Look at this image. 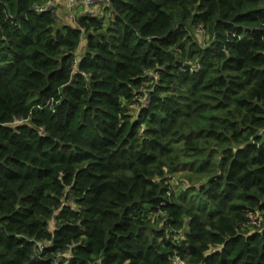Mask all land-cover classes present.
<instances>
[{"label":"trees","instance_id":"1","mask_svg":"<svg viewBox=\"0 0 264 264\" xmlns=\"http://www.w3.org/2000/svg\"><path fill=\"white\" fill-rule=\"evenodd\" d=\"M43 1L0 0V264H264V0Z\"/></svg>","mask_w":264,"mask_h":264},{"label":"built area","instance_id":"2","mask_svg":"<svg viewBox=\"0 0 264 264\" xmlns=\"http://www.w3.org/2000/svg\"><path fill=\"white\" fill-rule=\"evenodd\" d=\"M57 0H45L40 4L34 5L33 7L37 11H42V10H50L53 11L52 6ZM65 1L64 6L66 8V11L69 13L70 18L72 19V22L75 23L77 19V15L80 11L81 8H85L88 10V13L92 16H101L102 17V11L100 10L101 8L105 6H109L111 4L112 0H61ZM147 100V99H146ZM148 101V100H147ZM249 218L251 222L255 225H260V217L254 213L250 212L249 213ZM56 228V220L53 217L50 222H49V230L54 231ZM35 246H38V250H42L44 247V243L38 241ZM178 260V264H183V262Z\"/></svg>","mask_w":264,"mask_h":264},{"label":"rangeland","instance_id":"3","mask_svg":"<svg viewBox=\"0 0 264 264\" xmlns=\"http://www.w3.org/2000/svg\"><path fill=\"white\" fill-rule=\"evenodd\" d=\"M63 5H64V3H63ZM63 5L62 6L59 5V7L61 6L60 7L61 11L63 10ZM64 8H65V6H64ZM102 10L103 9H101V11ZM109 14L110 13H108V11H105V15H106L107 18L109 17ZM61 15H63V13ZM195 32H196V35H197V37L199 39H203L206 36V33L204 32L203 29H196ZM182 156L186 157L184 153H182ZM190 159L191 158L187 156V158H184L183 160L184 161H189ZM196 174H198L196 172V170H194L189 165H186L181 171L177 172L176 174H174L175 176L172 177V180H175V182H173L174 183V188L176 189L175 193H176L177 197H181V199H183L185 203H188L190 201V195L189 194L182 195V191L186 188V184L184 183L182 178H184V177L191 178L192 176H194ZM194 181H196V180H194ZM188 189H190L191 191L193 190L192 188H188Z\"/></svg>","mask_w":264,"mask_h":264},{"label":"crops","instance_id":"4","mask_svg":"<svg viewBox=\"0 0 264 264\" xmlns=\"http://www.w3.org/2000/svg\"><path fill=\"white\" fill-rule=\"evenodd\" d=\"M81 11H83V8H81L79 12H81ZM60 13L61 14L63 13V15H61L62 22L73 23L72 21H70V15L66 12V9L64 7H63L62 11H61V8H60Z\"/></svg>","mask_w":264,"mask_h":264}]
</instances>
